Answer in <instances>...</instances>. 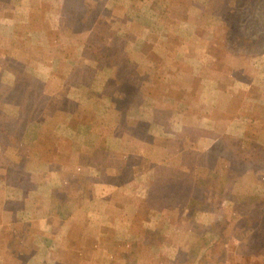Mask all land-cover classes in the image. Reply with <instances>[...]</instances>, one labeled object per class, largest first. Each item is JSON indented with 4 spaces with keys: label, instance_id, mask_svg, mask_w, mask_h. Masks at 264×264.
I'll list each match as a JSON object with an SVG mask.
<instances>
[{
    "label": "crops",
    "instance_id": "1",
    "mask_svg": "<svg viewBox=\"0 0 264 264\" xmlns=\"http://www.w3.org/2000/svg\"><path fill=\"white\" fill-rule=\"evenodd\" d=\"M65 2L0 0V70L22 66L21 76L2 72L0 84L24 96L26 104L43 102L8 164L14 167L9 175L23 185L0 179L6 199L0 243L10 250L11 239H20L27 264L117 263L121 253L112 248L121 245V224L128 226L123 215L177 210L146 205L151 184L172 182L182 170L230 189L238 181L237 171L224 173L237 162L226 151L230 140L264 146V47L238 53L230 40L191 45L192 38L207 36L183 28L197 21L199 1H182L186 17L178 19L168 12L174 1L121 0V61H109L89 41L90 31L67 33L82 36L80 43L61 40ZM38 5L44 16L31 14ZM109 13L102 23L113 19ZM34 38L43 40L48 55L35 54ZM30 88L39 99L27 95ZM254 162L263 167L264 179V160L245 164ZM210 165L216 167L206 170ZM159 168L164 172L158 174ZM135 197L143 199L137 208L121 200ZM137 240L124 244L134 247ZM182 260L174 253L166 259Z\"/></svg>",
    "mask_w": 264,
    "mask_h": 264
},
{
    "label": "rangeland",
    "instance_id": "2",
    "mask_svg": "<svg viewBox=\"0 0 264 264\" xmlns=\"http://www.w3.org/2000/svg\"><path fill=\"white\" fill-rule=\"evenodd\" d=\"M31 1H59V0H31ZM80 1V0H77ZM92 1L93 4L89 5L86 12L84 10V18H93L96 17L95 25L93 26V29L90 30V36L89 39H92L93 44H95L101 51H99V54L103 56V59H107L109 61H121V51L117 53L121 48V37H119L118 33L119 30H121V21H119V18H121V0H87ZM106 1H109V5L107 6ZM151 1V0H149ZM157 1H174L172 5L170 6L171 9L168 11L169 13L176 16L178 19H181L182 17H186V10L187 7L184 4H181L182 1H199L201 3H197L198 7L195 10L194 14L196 15L197 21L191 22L190 25L183 27L187 28L188 32L190 31H202L206 33L207 36L202 38H192L194 43H198L195 45H225L228 44L227 40H230L232 44H235L238 50V53H243L244 51L251 52H259L261 51L262 47H264V0H157ZM39 4V3H38ZM76 4V3H75ZM73 1L69 2V5H72L71 7L75 5ZM49 5L45 6L46 9H49ZM40 5H38L36 8H34V11L31 14H34L36 16H44L45 11L42 8H39ZM163 9L165 8L164 5L161 6ZM201 8V11L198 9ZM144 9H148L147 7ZM251 9V10H250ZM198 10V11H197ZM114 13L113 19L108 22L105 21L102 23V15L110 14L109 12ZM198 13H201L202 15H199ZM47 20V19H46ZM97 25V26H96ZM42 26V25H41ZM193 28V29H192ZM41 29V27H40ZM185 30V29H183ZM214 32H222L221 37H215L210 36L211 33ZM207 33H210L209 35ZM225 33L231 34L230 39L225 37ZM242 35V36H241ZM53 36V35H52ZM70 36V35H68ZM250 38V40H247V38ZM71 38V39H69ZM69 38H65L63 34H61V40L66 43H80V39L83 38L79 35H72ZM56 42L60 39L59 36L54 37ZM179 41V39H174V41ZM35 46H34V52L35 54L38 53L41 56H46L48 54L47 49L43 48V40L41 38H34ZM168 42V41H167ZM175 44V42L171 41ZM180 42V41H179ZM220 42V43H219ZM170 43V42H168ZM218 44V45H216ZM56 44L52 45L54 49ZM152 45V44H151ZM166 43L163 44L165 46ZM32 49V48H31ZM253 49V50H252ZM153 50V49H152ZM55 51V50H54ZM20 53V52H19ZM148 56L152 54H147ZM156 61H158L156 59ZM160 62L158 61V64ZM4 61L0 62V65L3 66ZM7 67V66H6ZM4 71L8 73H13L11 70H14L17 72L18 75H20V70L22 69L19 65H16V69L12 68L11 65H8V69H5ZM178 67V65L176 66ZM3 70H0V79L2 76ZM3 72V73H5ZM7 73H5L6 75ZM21 76V75H20ZM1 85V84H0ZM7 86L1 85L0 90L5 88ZM33 87V86H31ZM9 88V87H7ZM12 88V87H10ZM14 90V89H13ZM35 88H30L29 93L27 95H30L32 98L37 100L39 99V95ZM2 96H6L9 99H12L10 103H6L5 107L8 111L15 112L16 107L14 103H21L23 102L22 95L18 94L15 91H7L6 89L3 90ZM15 94H13V93ZM9 93L8 95H6ZM26 96V95H25ZM26 98V97H25ZM41 104L37 102V104L29 105L28 107H32V109L36 108V114L40 110ZM31 115L29 114L25 117L26 120H29ZM11 145H16L13 143H10L6 147V151H8L11 155L14 154L15 148L19 147V151H21L20 145H16L12 147ZM3 153V152H2ZM15 155V154H14ZM234 157H231V160ZM146 159L142 160L140 162L141 164H146ZM191 160V158H190ZM136 161V160H134ZM236 163L232 165L231 168H227L224 173L230 171H237L238 174V181L235 184L234 188L232 189V193H237L236 195L242 196L244 199V202H253L250 208H252L255 211V214L258 213L259 210H263L264 208V179L262 178L263 174V167L261 165H257L256 162L252 166L246 165L245 163L247 161H240L236 159ZM251 160H248V162ZM255 161V160H254ZM10 162V161H9ZM8 162V164H9ZM6 163V159L0 157V164ZM172 163V162H170ZM7 166L4 168L6 169L4 172V177H10L11 178V185H23V182L18 181L17 179H13L12 177L16 178V175L10 174L9 170H14L13 166ZM2 167V165H0ZM146 165L144 166V168ZM216 166L210 165L206 167V170H213ZM197 168V167H196ZM3 169V168H2ZM161 168L158 169V174L161 172ZM167 171L168 169H164ZM199 170V169H198ZM196 169V171H198ZM206 170H201L203 174H205ZM2 171V170H1ZM176 173V172H175ZM161 176V175H159ZM3 179V178H0ZM180 182L181 179L179 178ZM9 182V181H8ZM209 186L212 187L214 182H208ZM206 182V184L208 185ZM26 185V183H24ZM143 185L148 184L147 181L142 183ZM162 183H157L156 191L153 196H159L163 194L165 195L167 193V188L169 184H173V181L168 183L165 182V186L163 185L160 189L159 186ZM216 186L215 188H211L210 192L203 198V201L201 204L208 203L206 206L207 211L206 214L202 213V208L198 209L195 214L190 218V220H185L182 218V215L180 214L181 211H184V216H186L185 208L184 210L182 208H177L173 214H125L123 215L124 219H127V221L123 220L121 222L127 223L129 226H125V224H121V245H115L114 248H112V253H121V261L117 263H111V264H167L166 259L169 260V256L174 253L178 254L180 259L187 260L190 255V250L184 247H179L180 243H190L189 241V234L194 233V231H200L201 234L204 233L205 236L208 237L209 242L214 241L213 246L210 247V255L216 253V251H220L221 248L226 247V263L227 264H236L237 256H234V251L236 247V240L235 237L232 235H225L222 231L215 226V221L221 222V227L223 228L226 226L225 221L229 222L230 225L227 228L226 234L233 233L234 228L240 224L238 223L239 220H233L236 215L235 212V201L238 200L234 196L226 197V198H220L219 196H215L217 193V190L212 193V191L219 187V189L222 188L225 189L224 183L222 181L214 183ZM2 181L0 182V212H3V208L6 207L5 194L4 189L1 187ZM152 185V184H151ZM221 187V188H220ZM141 189V186L133 187L132 191H128V195H131L133 193H136L137 190ZM134 190V191H133ZM155 190V189H152ZM151 190V192H152ZM165 190V191H164ZM150 192V196L148 199H146V205L150 206L152 205V202L154 201L150 199L152 197V193ZM121 200H124V204L131 203L133 205L136 203L139 204L143 199L140 197L132 198H121ZM8 201V200H7ZM178 201V199H177ZM128 202V203H127ZM182 201H180L181 203ZM12 202L7 203L8 206H11ZM200 204V205H201ZM18 206V204H14V206ZM181 205V204H180ZM141 207V206H140ZM202 207V206H201ZM182 209V210H181ZM250 210L248 212L244 213L243 217L250 216L249 214ZM186 214V215H185ZM260 215H262L260 213ZM128 216L130 218L134 219L130 222ZM246 219H243V222ZM1 221V216H0ZM246 223H241L242 227L248 226L250 223L249 221H245ZM157 227L156 229H153ZM147 231V232H146ZM146 233V234H145ZM225 235V236H224ZM239 236H242V231H239ZM141 237H149L154 239H160L165 237L173 238L174 242L171 244L170 242H164L163 244L159 246H155L154 248H151L149 250L146 249L145 246H140V243L138 242ZM220 237V238H218ZM2 238H11V235H4ZM129 238H136L138 239L137 242L134 244V247L127 246L128 244H124V242L129 241ZM218 238V239H217ZM124 239V240H123ZM128 239V240H127ZM192 239V238H191ZM196 236L192 239L195 241ZM13 241V247L11 249H7L4 244L0 243V264H27L26 262H22V258H27V253H22V247L19 244L20 239L12 238ZM131 241V240H130ZM193 241V242H194ZM126 249V251H124ZM133 249V251H132ZM124 251V252H123ZM135 251V252H134ZM20 253V255H19ZM184 253V254H183ZM139 260H142L141 262H138ZM183 262H176L172 264H186ZM109 263V264H110Z\"/></svg>",
    "mask_w": 264,
    "mask_h": 264
},
{
    "label": "trees",
    "instance_id": "3",
    "mask_svg": "<svg viewBox=\"0 0 264 264\" xmlns=\"http://www.w3.org/2000/svg\"><path fill=\"white\" fill-rule=\"evenodd\" d=\"M65 13L63 14V19L61 22V28L63 36L65 38H69L71 36H68L67 33L75 34L80 32H86L93 29V26L96 22V17L91 20V18H84V10L86 12L89 5L93 4L92 1L87 0H65ZM73 1L74 6L69 5V2ZM251 10V9H250ZM242 36V35H241ZM251 37L247 38V40H250ZM71 39V38H69ZM92 41V39H89V41ZM93 42V41H92ZM6 89L7 91H14L12 88H3V90ZM0 94V144L3 147H7L10 143L18 144L20 145V140L22 135L23 128L29 123V121L33 120L35 118L36 114V108L34 107H28V104H26V101H23L21 103H14L16 107L15 112L8 111L5 107L6 103H10L12 99H9L6 96H2L3 91ZM13 93V92H12ZM6 94V93H5ZM7 93L6 95H8ZM14 94V93H13ZM15 95V94H14ZM6 102V103H5ZM42 102V101H41ZM39 102L40 104H42ZM32 104H37V102H33ZM31 105V103H29ZM29 114L31 115L29 120H26L25 117ZM245 139L237 138V139H231L230 143L232 148L229 146L226 148V151L232 150L231 152L234 154L237 160L240 161H248V160H264V146L257 143H252L251 147H247L245 144ZM251 144V143H250ZM16 145H11L12 147ZM0 157L6 159V163H1L2 167H0V178L4 177V172L6 169H4L8 162L11 160V154L8 151H3V153H0ZM3 168V169H2ZM2 170V171H1ZM161 173L164 172L163 170L160 171ZM192 172V170H191ZM160 173V174H161ZM171 171L168 172L170 174ZM164 179L167 177L165 174H162ZM174 179L173 184H169L167 188V193L165 195L159 193V196H153L156 191L157 183H162L158 189H160L164 184L165 181H158L157 183H153L151 186L152 190V197H150L151 200L155 201L152 202V207L159 208V209H177L182 208L186 211V216H184V211H181L180 214L182 215V218L185 220H190V218L193 216V214L196 213L198 209H206V206L208 203L201 204L203 201V198L210 192L211 188H215V184L213 183V186L210 187L209 183L206 184L207 181L203 180L202 178L197 176V173L193 171L191 174L188 171H179L178 173H173ZM179 178L182 182H180ZM207 180V179H206ZM170 183V181H168ZM235 184V183H234ZM233 185L230 186V189H219L216 188L212 191L214 193L216 190H219V197L220 198H226L230 196L236 197L238 200L235 201V212L234 214L236 217L233 220H239L238 224L234 228V232L227 233V228L230 225L229 222L225 221L226 226L223 228L221 227V222L218 220L215 221V226L219 228V230H224L223 233L225 235H232L235 237L236 240V247L234 253L237 256V263L236 264H264V208L263 210H259L257 214H255V211L250 208V204L252 205L253 202H244L242 196L236 195L237 193L233 192ZM165 186V185H164ZM226 187V185H225ZM165 191V190H164ZM178 199V201H177ZM180 201H182L180 203ZM250 203V204H249ZM181 204V205H180ZM201 204V205H200ZM202 206V207H201ZM181 209V210H182ZM250 210L249 214L250 216L243 217L245 212H248ZM260 213L262 215H260ZM0 216H2V212H0ZM243 219H246L245 221H249V225L246 227H242L241 223L243 222ZM239 231H242V236H239ZM147 232V231H146ZM146 234V233H145ZM224 235V236H225ZM196 236L195 241L192 240ZM192 238V239H191ZM220 238V237H218ZM217 238V239H218ZM189 241L190 243H180L179 247H184L190 250V255L187 260H185L186 264H227L226 262V247L221 248L220 251H216V253L210 255V247L214 245V241L211 240L209 242V239L207 236L204 235V233L201 234L200 231H194V233L189 234ZM194 241V242H193ZM140 243V246H145L147 250L154 248L155 246H159L163 244L164 242H170L171 244L174 242V239L169 237H165V239H154V238H147V237H141V239L138 240ZM20 255V253H19ZM22 255V253H21ZM169 264V263H168ZM182 264V263H181Z\"/></svg>",
    "mask_w": 264,
    "mask_h": 264
}]
</instances>
